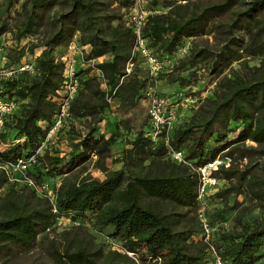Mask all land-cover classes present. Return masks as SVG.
I'll list each match as a JSON object with an SVG mask.
<instances>
[{
    "label": "trees",
    "instance_id": "trees-1",
    "mask_svg": "<svg viewBox=\"0 0 264 264\" xmlns=\"http://www.w3.org/2000/svg\"><path fill=\"white\" fill-rule=\"evenodd\" d=\"M238 3L243 7H235ZM131 4L132 0H0L3 12H15L18 36L37 26L48 28L43 48L32 62L33 71L21 70L1 79L5 95L18 100V104L1 133L7 144L0 148V160L33 152L53 123L63 83L62 53L56 58L52 53L55 46L68 44L76 33L77 43L89 45L85 58L106 55L83 69L74 67L78 87L68 102V116L93 117L91 124L66 156L44 148L35 153L28 169L37 181L61 175L56 186L50 184L53 201L25 185L17 188L9 184L0 193V258L30 248L38 233L49 228L58 216L68 215L89 223L96 231L104 230L107 237L121 242L123 251H103L101 243L77 224L61 231L58 238L40 236L49 258L43 264H138L137 259L152 260L151 264H211L204 250L188 241L193 229L180 221L182 207L197 204V166L221 152L230 154L246 139L254 144L246 145L247 151L264 152V57L226 77L214 96L207 98L199 119L172 129L168 143L173 149L183 150L181 160L160 159L165 151L163 143L150 147L149 137L137 131L128 140L130 145L122 149L124 161L133 163L137 154L146 152L149 162H161L141 173L124 167L107 169L104 157L112 134L105 137L97 133L95 125L108 106L105 96L117 97L121 106L134 105L146 83L135 66L126 70V63L134 61L136 55H130L133 34L120 9ZM53 7L56 9L50 13ZM173 7L168 12L149 9L142 26V35L161 51L171 52L183 38L218 28L224 42L217 51L190 47L193 55L211 56L212 68L231 57L236 46L247 54H264V0H206L204 4L180 0ZM231 7L229 21H211ZM4 28L0 24V32ZM236 32H242V36ZM22 52L19 50L17 56ZM92 66L105 78L107 89L100 85L97 75L88 73ZM230 130L235 133L227 136ZM90 153L96 155L94 161L104 171L103 177L71 178L67 173ZM218 171L223 178L234 172L231 167L212 172ZM236 177V188L243 186L250 198L264 205V169L240 171ZM5 183L6 176L0 169V188ZM222 211L217 210V214L222 215ZM235 221L240 223L239 230H221L214 246L222 264H254L264 255V214L246 218L237 214ZM125 251H130L132 258Z\"/></svg>",
    "mask_w": 264,
    "mask_h": 264
},
{
    "label": "rangeland",
    "instance_id": "rangeland-1",
    "mask_svg": "<svg viewBox=\"0 0 264 264\" xmlns=\"http://www.w3.org/2000/svg\"><path fill=\"white\" fill-rule=\"evenodd\" d=\"M142 0V6L146 9H151L152 12H168L180 0ZM206 0H197L198 4H204ZM246 1V0H244ZM235 7H243V4L238 3ZM174 8V7H173ZM222 13L219 16L213 17L211 21H229L230 10ZM56 9L53 7L50 10ZM172 9V8H171ZM170 9V10H171ZM13 10V9H12ZM3 12L0 6V24L3 23L4 29L0 32L1 43V59L0 68L16 66L21 62H34L43 48V40L47 34L48 28L45 25L37 26L25 35L18 36V28L15 25V12ZM128 8H121L124 20L128 13ZM171 14V13H170ZM172 15V14H171ZM236 35L242 36V32H236ZM244 34V38H245ZM223 34L218 32V28L211 31L198 34L191 37H185L181 43L171 52L165 53L151 45L146 38V43L151 47L157 58L162 61L161 68L152 73L149 71L146 63L136 55L134 61L126 63V70L136 67V73L140 77L146 78V83L140 90L134 105L121 106L117 97L109 96L108 106L100 112L101 118L96 121L97 133L103 134L105 137L112 134V140L107 151V156L104 157V164L107 169H114L118 167L128 168L133 173H141L146 169L157 166L161 160L155 159L149 162V155L144 152L142 155L137 154L134 162H125L122 156V149L128 147V142L137 131H141L144 135L149 137L150 147L156 143L162 142L165 146L164 153L159 157L160 159H178L172 156V151L168 143L172 129L192 119H199L203 114L207 98H211L223 85L226 77L240 72L242 65H254L258 62L264 54H247L241 46H236L234 53L229 58L220 60L216 68H212L211 56L202 58L200 55L190 52V47L195 49L204 47L212 53L217 51L224 42ZM77 34L75 33L71 40L73 41L72 48L66 45H57L52 50L53 55L57 58L60 53H66L74 58L76 70L83 69L88 65H92L100 61L104 56H97L93 58H85L84 48H81L77 43ZM33 45L31 48L30 46ZM87 49V47H85ZM23 52L18 55V51ZM16 58V59H15ZM89 74H95L100 80V85L107 89L105 78L102 77L98 68L90 67ZM152 98L160 99L154 109L161 122L157 125L150 121L148 108L151 106ZM93 117H69L65 118L51 137L41 145L40 151L46 148L49 152H55L60 155H65L72 148V144L86 131V128L91 124ZM124 121L126 123H124ZM127 125V127L125 126ZM3 133V132H2ZM11 131H9L10 134ZM235 130L227 132V136H232ZM0 134V148L4 146L7 141ZM254 145L252 141L244 140V145L238 149H233L230 154L225 152L219 153L217 160L219 163L216 169L231 167L234 172L228 177L220 176L221 171L213 173L217 178V183L206 188L203 195L202 210L207 217L209 223L214 226L213 234L211 236L212 244L214 245L215 237L219 235L220 223L223 221L228 227L224 232H236L239 230V224L235 221V216L240 214L242 218L249 215H263L264 205L257 199L250 198L248 193L243 189V186L236 188L238 179L236 175L240 171H257L264 169V152H249L246 145ZM181 159H182V149ZM134 157V156H133ZM96 155L90 153L89 157L83 162L72 168L67 174L74 180H78L84 175L96 177L98 179L103 177L104 171L99 169L95 160ZM180 159V160H181ZM132 161V160H131ZM61 175L56 174L53 178L47 179L48 183L52 182L58 184ZM12 183L6 182L1 188L0 193L6 190V187ZM14 187H20V183H13ZM228 188V190H224ZM200 205H186L182 207L184 216L180 221L192 227L193 231L189 236V242L193 245L199 246L204 250L206 258L211 263V256L207 247V243L203 240L200 234L198 220L196 213ZM222 209L223 214H217V210ZM82 225L89 231L95 242L101 243L103 251L107 249H117L123 251L120 247L121 242L106 236V232L96 231L89 223L80 219H72L68 215H60L56 221L38 233L35 243L30 248L19 249L4 257L0 258V264H43L47 263L49 258L44 248V244L39 242L40 236L44 235L47 238H58L59 233L65 229H69L74 225ZM107 231V230H106ZM127 254V253H126ZM132 258V255L127 254ZM152 260L137 259L138 264H151ZM264 263V255L261 256L254 264Z\"/></svg>",
    "mask_w": 264,
    "mask_h": 264
},
{
    "label": "built area",
    "instance_id": "built-area-1",
    "mask_svg": "<svg viewBox=\"0 0 264 264\" xmlns=\"http://www.w3.org/2000/svg\"><path fill=\"white\" fill-rule=\"evenodd\" d=\"M128 13L126 14V24L130 26L133 34V42L130 49V55H140L144 62L146 63L150 72L154 73L161 68L162 61L159 60L156 54L153 52L150 46L146 43V37L142 35V26L144 24L147 13L150 12L149 9H146L142 6V0H132V4L128 8ZM68 47L72 48L73 41L68 42ZM81 48H84L85 53L89 49L87 43L81 44ZM87 47V49L85 48ZM0 59H1V43H0ZM60 59L63 61L62 66V77L63 83L61 84L60 95L57 98V107L53 123L47 128L40 144L34 149L33 152L28 155H20L14 159L0 160V169L3 170L6 176V182L10 183H20L25 185L40 196L46 197L50 202L54 198V189L50 186L47 179L37 181L33 175L29 172V167L34 162L35 153L40 151L41 145L46 142L51 135L55 132V129L60 126L61 122L68 118V102L75 95L78 82L74 77V58L66 53L60 55ZM128 63V62H127ZM21 70H28L29 72L33 71V63L24 61L16 66H9L0 68V134L3 132L4 124L9 118L10 113L16 108L18 100L13 97H8L4 93L2 78H6L10 75H13ZM106 100H109V95L105 96ZM160 99L152 98L151 106L148 108V113L150 116V121L157 125L161 122L160 117L157 116L155 112V105L158 104ZM21 138V137H20ZM5 143L4 145H6ZM172 156L178 160L181 159V151L179 149L172 151ZM218 156V155H217ZM217 156L202 165L196 167L198 173V180L196 184V200L199 210L196 213V219L198 220L199 230L201 237L207 243V247L211 256V264H222L219 253L217 252L215 246L212 244L211 236L213 234V228L207 217L205 216L202 210L203 204V195L206 191V188L210 185L217 183V178L212 175L210 172L216 169V165L219 161L216 159ZM56 186L57 184L54 183ZM52 210H54V205L52 204ZM220 230H227L228 227L223 221L220 223ZM112 239L111 237H108ZM127 254H131L130 251H125Z\"/></svg>",
    "mask_w": 264,
    "mask_h": 264
}]
</instances>
